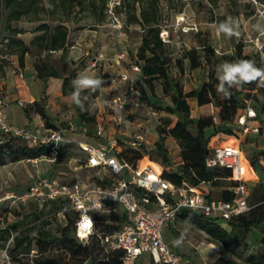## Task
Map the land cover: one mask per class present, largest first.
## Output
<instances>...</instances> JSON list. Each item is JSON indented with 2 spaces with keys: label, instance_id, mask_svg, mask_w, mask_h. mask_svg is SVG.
Masks as SVG:
<instances>
[{
  "label": "trees",
  "instance_id": "obj_1",
  "mask_svg": "<svg viewBox=\"0 0 264 264\" xmlns=\"http://www.w3.org/2000/svg\"><path fill=\"white\" fill-rule=\"evenodd\" d=\"M117 1L113 9L114 15L121 16L126 27L130 24H137L141 28V42L135 54L134 64L140 68L138 72L140 78L137 85L142 91L143 101L145 102L146 88L140 83L144 82L155 93L154 82L159 81L164 94L170 96L172 101L170 106L159 103V109L177 116L173 125L168 127L157 126L160 136L151 148L152 153L156 154V156H151V160L160 165L163 175L176 184H181L183 180L193 185H216L222 181H230L228 187L221 190L220 198L232 199L233 193L230 187L235 182L230 178L234 176L233 170L223 166L210 167L207 165V158L218 147L237 144L239 130L224 126L219 127L217 119L220 123L234 122L240 129V115L246 106L245 100L252 97L258 79L243 84L242 87L230 89V98H223L216 91L218 79L215 72L219 58L217 56L218 50L212 44L203 41L198 46L183 45L179 48L182 55L177 58L174 56L171 45L165 43L160 36L163 26L167 25L161 11V0ZM208 1L213 4L217 0ZM257 1L264 4V0ZM109 2L110 0H0V32L5 41V46L0 52L1 72L4 73V64L9 63L7 57L14 54L18 55L19 64L23 66L26 55L31 54L34 58L37 77L45 82L50 77L62 78V92L64 95H70L73 91L72 81L77 76V70L68 68L65 60V56L72 45L69 40L70 32L84 28L97 29L99 25L104 24L109 16ZM169 2L173 3L174 0H169ZM123 9H125V16L119 14ZM232 17L238 20L237 14ZM219 18L225 19V16H219ZM87 19L90 22L82 24V21ZM22 21L33 23L31 30L37 33L29 41L21 36L30 30L19 26ZM190 31L198 33V31ZM58 50L62 51V60L64 61L62 67L56 65L49 58L53 51ZM235 51L236 54L230 57L233 60H251L256 67L263 69L264 56L250 47L246 42L245 33L239 36ZM185 59L189 60L190 69L204 65L211 67L209 79L205 80L200 87L188 91L184 89L182 81L172 74L174 66L184 72ZM108 77L105 75L99 78L104 81ZM245 91L247 97L242 96ZM97 93L98 90L96 92L85 91L82 95H88V103H92L93 99L97 97ZM189 98H195L197 104L203 109V114L199 117L191 116ZM252 99V104L260 116L264 112V87L258 90ZM145 103L149 105L147 101ZM33 107L42 117H47L43 102H34ZM76 110L82 123H95L97 121L95 109L81 111L76 106ZM210 111L212 112L207 114ZM45 121L49 125L48 127H55L49 124L48 120ZM210 128H213V131L206 134V130ZM262 131L263 126L261 124L258 135ZM221 134L225 138H222ZM168 136L174 138L181 148L183 161L176 169L170 168L172 159L165 145V139ZM17 140L20 139L12 138L0 145V166L8 161H19L42 153L40 148L23 141L22 144L17 145L15 143ZM66 149V143L60 146L55 163L62 160ZM44 153L47 156L52 155L49 149L45 150ZM121 155L126 160L133 162L144 155H149V153L146 144L143 143L141 150L128 146L123 149ZM243 161L244 181L250 190L249 182L255 177L254 167L264 162V149L253 155L251 166H248L249 162L246 158ZM261 168L264 171V166ZM90 169L98 170L97 167ZM94 180L107 186L114 182L113 176L105 175L96 176ZM252 189L255 202L254 205H251L250 211L234 216L226 221V224L188 210H184L180 214L183 219L208 234L211 241L219 246V257L222 264H264V234L260 241V247L244 257V253L249 247L246 242L247 234L254 228L262 229L264 233V180L254 182ZM212 196V193H209V197ZM36 204L41 206L37 202ZM67 204L68 200L65 198L49 200L39 210L26 214L21 220L11 225L1 226L0 236L5 242L10 238L13 240V245L8 247L12 258L21 252L30 254L33 249H36L37 252L32 258L34 264H87L88 261L91 264H124L122 260L124 251L122 249H108L102 237L104 233L120 230L128 219L127 213L119 210L116 213L99 215L100 221L95 233L87 240H80L76 236L78 211L70 210L62 219L56 216V212ZM47 208H49L48 212H46ZM43 216L45 217L43 218ZM31 218L33 221L43 218L41 226H29ZM114 218L118 219V224L114 222ZM53 222L56 223L55 230L52 227ZM100 223H104L102 229L99 228ZM19 228L25 229L14 234ZM33 232L36 234L32 235ZM0 247H6V243ZM18 261L19 264H27L21 260Z\"/></svg>",
  "mask_w": 264,
  "mask_h": 264
},
{
  "label": "built area",
  "instance_id": "obj_2",
  "mask_svg": "<svg viewBox=\"0 0 264 264\" xmlns=\"http://www.w3.org/2000/svg\"><path fill=\"white\" fill-rule=\"evenodd\" d=\"M252 1L259 6L258 15L264 20V4L257 0ZM187 18V14L176 16L178 25L174 30L168 25L163 26L160 33L162 40L168 44L176 42L180 45L182 43L180 31L183 33L198 30L197 24H191ZM174 33H177L176 37ZM245 36L250 47L264 56V35L245 31ZM124 55L123 52L120 57ZM134 70L139 72V66L134 65ZM123 78L129 79V89L112 97L110 106L113 120L123 122L131 106L137 108L145 106L149 114L157 115V111L143 101L142 91L136 80L127 74H123ZM263 87L264 80L258 79L252 97L245 100L246 106L240 115L241 128L237 144L218 147L207 158V165L210 167L223 166L233 170L234 176L230 179L234 180L235 184L230 187L233 193L230 200L209 197V193L203 190L202 185H193L186 180L176 184L163 175L160 165L148 155L133 162L126 160L121 155L123 151L121 140L114 137L97 144L79 142L87 154L85 165L106 170L103 175L113 176L112 185H102L95 180L69 181L55 174L38 171L29 186L21 190L8 191L0 201L26 203L33 200L42 206L49 200L65 198L68 204L59 209L56 216L62 219L68 211H78L76 236L80 240H87L95 233L100 221L99 215L116 213L120 208L127 213V221L120 230L104 233L102 240L108 249L124 251L122 258L124 264H136L138 256L142 253L150 254L154 264H184L183 254L171 249L163 237L164 227L174 223L182 211L188 210L217 221H228L234 216L247 213L252 207L249 203L250 190L243 175L245 156L241 138L260 133L261 124L256 122L259 115L252 104V98ZM4 110L5 101L0 93V145L12 138L20 139L42 151L40 155L26 159L32 166H38L42 156H46L47 161L55 162L60 146L68 142L65 130L44 126L41 132H35L26 126H17L9 122ZM103 130L104 127L100 126L98 136L102 135ZM143 143L146 144L145 132H139L128 142V146L141 150ZM47 149L52 155L47 156L44 153ZM35 252L36 249H33L31 254ZM0 254L5 257L1 264H11L8 247L0 248Z\"/></svg>",
  "mask_w": 264,
  "mask_h": 264
},
{
  "label": "rangeland",
  "instance_id": "obj_3",
  "mask_svg": "<svg viewBox=\"0 0 264 264\" xmlns=\"http://www.w3.org/2000/svg\"><path fill=\"white\" fill-rule=\"evenodd\" d=\"M117 2V0H110L109 2V16L104 24L98 26L99 34L97 43L91 47L89 52H84L81 57L77 58L74 63H71L68 60L66 61L68 68L70 69H80L82 71L86 70V73L97 78L105 75L109 76L104 80L105 89H99L97 97L92 101V103L98 105L95 108L97 112V121L99 120V122L105 126L106 129L111 123V120L109 119L110 108L108 105V100L112 99V97L115 94L120 93V91L122 92L129 89V79L125 80L123 78V74H127L130 78H134L136 83L140 78L138 71L134 70V63L136 60L135 54L138 48V37L142 33L141 28L137 24H130L128 27H126L121 16L117 17L114 15L113 9L115 8L114 6L117 4ZM111 6H113V8H111ZM258 7L259 6H257L252 0H217L216 3L213 4H211L208 0H174L173 3L169 2V0H161V11L163 18L166 19L165 23L170 29H175V26L178 25L176 22V16H180L182 14H187V20L190 21L191 24H197L198 27V30L194 29V31H198V33L191 31L182 33L180 31V39L182 43H180V45H178L176 42L170 44L174 56L178 58L182 55V52L179 50V48H181L183 45L188 44L192 46H198L203 41H208L218 50L217 56L219 61L216 63V69L218 65L224 63L225 61H235L230 57H232L233 54H236L235 46L239 36L242 35V33H245V31H249L251 33H254V31L255 33L258 32L253 27V25L259 23L261 19L258 15ZM110 9L112 12H110ZM119 14L125 16V9L120 11ZM235 14L238 15L239 35H234L229 38L222 34H218V24ZM219 16H225V19H220ZM84 22H90V20L87 19L82 21V24ZM261 24H264V22ZM111 26H113L115 29L118 28L116 29L118 30V34L115 35V38L109 40L108 37L110 29L112 28ZM85 29L87 30L88 28L77 29L75 31L84 32ZM120 31H125L126 33L130 34L131 39L121 40L119 38V36H121L119 35ZM173 35L176 37L177 33H174ZM4 46L5 41L3 40V34L0 32V52ZM123 52L125 55L120 57ZM73 54L74 52L70 51L69 56H72ZM49 58L52 62L60 67L64 65V61L59 58L57 53L52 52ZM0 60H2L1 57ZM184 62V72H181L174 66L172 68V74L175 78L182 81L183 87L186 91L200 86L205 80L209 79V70L211 67L204 65L191 70L189 60L185 59ZM215 76L217 78V72H215ZM140 85L146 88V92L144 94L145 102L147 101L150 107L157 111V115L149 114L148 108L143 106L139 109H136L135 112L130 113L124 122L115 124L114 129L121 139L123 141L125 140V142L132 140L136 132H145L149 140V143L146 144V148L149 153L148 156L151 159V156H156V154L152 153L151 148L160 136L159 132L157 131V126H171L175 123L177 116L174 114H162L160 112L158 107L159 103H163L161 100L165 99L164 104H166V102L170 100V97L164 94L159 81L154 82L155 93H153L144 82H141ZM242 96L247 97V92L245 91ZM100 104H102L104 107L102 112L99 111ZM190 107L192 117L203 114V109L198 104H191ZM215 109L218 110L217 107H215ZM211 112L212 111L208 112L207 114H210ZM217 121V125L219 127L224 126L225 128H232L234 130L240 131L239 126H237V124L234 122L220 123L218 119ZM261 124L263 126V131L260 135L249 134L241 138V147L247 156L246 158L249 162L248 166H251L253 155H255L256 152L264 149V117L261 120ZM212 131L213 128H210L206 130V134ZM73 132L80 133V130L76 129ZM220 136L225 138L223 134ZM74 138H76L74 134L69 135L68 142L66 143V153L60 162H48L46 156H42L39 165L36 167L32 166V164L25 159L19 161H8L6 165L4 164L0 166V195L3 196L8 191L13 189H24L28 183L35 179L38 171L46 174H55L61 178H66V180H74L77 178L83 180H94L96 176L105 174L104 169L94 170L83 165L82 160L85 157V151L80 147L78 141H73ZM15 143L19 145L22 144V141L17 140ZM165 145L167 146L172 159L170 168H178L183 161L180 146L176 140L170 136L166 137ZM261 165L264 166V162H262ZM261 165L258 164L257 167H254L255 177L252 179L255 180L251 179V182H249V186L251 188L249 197L250 205H254L255 202L252 189L254 182L257 180H264V171L261 168ZM229 184L230 181L219 182L215 185L216 187H214L213 190H211V186L213 185L204 184L203 190L212 193V195L216 198H220L222 192L221 190H223L225 187H228ZM40 207L41 206H38V204H36V202L33 200L26 203H13L9 200L0 201V227L11 225L16 221L21 220L26 214H30L32 211L39 210ZM48 210L49 208L46 209V212H48ZM119 210L120 208L118 211ZM44 217L45 216H43V218ZM43 218L38 221H33L31 218L29 226L36 225L40 227ZM113 220L116 224L119 223L118 219L116 220V218H114ZM221 223L226 224V221L221 220ZM103 224L104 223H100V229H102ZM52 227L55 230V222H53ZM179 227L188 238H196L202 243L211 241L208 234L181 217H179ZM22 229L25 228H19L14 234H18ZM170 233H174L176 238L178 237L176 230L170 229ZM35 234V232L32 233V235ZM263 234L264 233L262 229L259 228H254L247 234L246 242L248 243L249 247L244 253V257L249 252L260 247V241L261 238H263ZM179 241H181V239H179ZM4 243H6V247H11L13 245V240L10 238L7 242H5V240L0 236V246ZM217 247L219 249L218 245ZM35 253L27 254L21 252L12 258L8 250L11 264H19L18 260H21V262L27 264H34L32 258ZM4 258V255L0 254V264ZM87 264H91L90 261H88ZM138 264H144L143 256L138 258ZM215 264H222L220 257L217 258Z\"/></svg>",
  "mask_w": 264,
  "mask_h": 264
},
{
  "label": "crops",
  "instance_id": "obj_4",
  "mask_svg": "<svg viewBox=\"0 0 264 264\" xmlns=\"http://www.w3.org/2000/svg\"><path fill=\"white\" fill-rule=\"evenodd\" d=\"M262 22H264V20L260 19L259 23ZM19 26L30 29L25 33V35H21L26 41L31 40L37 34L36 32L31 30L33 27V23L31 22L22 21L19 23ZM111 27L112 28L110 29L109 37H108L109 40L115 38V35L118 34V30H116L118 28L115 29L113 26ZM256 33L254 31L253 34ZM98 34H99L98 28L97 29L88 28L87 30L85 29L84 32H77L75 30L71 31L69 40L72 45L65 56V60L66 61L68 60L71 63H73L77 60V58L81 57L84 54V52L85 53L89 52L91 47L97 43ZM119 35H121L119 36L121 40L131 39L130 34L126 33L125 31H120ZM138 39H139L138 41V46H139L141 42L140 35ZM70 51L74 52L72 56H69ZM53 52L57 53L59 55V58L62 59L61 50L53 51ZM7 58L9 60V63L4 64V73H2L0 70V93L5 101L4 111L9 122L17 126H26L35 132H41L44 126H49L45 121L48 120V123L52 124V126H55L58 129L65 130V134L68 138L69 135L74 134L76 138H74L73 141L90 142L97 144L100 141H106L114 137H118L122 142L123 149L128 147L129 141L127 142H125V140L123 141L114 129V125L120 123L115 122L112 118V109L110 106L111 99L108 100L109 103L108 105L110 108L109 119L111 120V123L108 125L107 129L99 122V120L96 121L95 123H82L77 115L76 105L72 103L70 99V95H64L62 92V83H63L62 78L50 77L46 82L39 79L37 77V71L34 65V58L31 54L26 55L25 64L23 66L19 64L18 55L14 54ZM85 71L86 70L82 71L80 69H77V74ZM100 89L102 90L105 89V85L103 84V86ZM126 91L127 90L122 92L120 91V93ZM164 100L165 99H162L161 101L164 103ZM34 102L44 103V109L47 119L42 117V115L35 110V108L33 107ZM188 102L190 105L191 104L197 105L196 104L197 100L195 98H189ZM166 105L169 106L172 105L171 97L170 100L166 102ZM103 108H104L103 105L100 104L99 111L102 112ZM136 109L139 108L135 106H131L123 122L126 120L127 116L130 113L135 112ZM160 112L162 114H170L161 110ZM263 115L264 112H262L258 117V120L256 121L257 123L261 124V120L264 117ZM195 117H199V116H195ZM100 126H103L104 130L102 132V135L98 136L97 131ZM76 129L80 130V133H74L73 131ZM139 132H136V134ZM250 135H256V134H250ZM145 136H146V144H147L149 143V140L147 138L146 133ZM84 153H85V157L83 158L82 161H83V165L86 166L85 163L87 160V154L86 152ZM244 156L245 158L247 157L245 153ZM62 179L66 180V178H62ZM33 181L28 183L27 186H29ZM214 187L216 186L215 185L211 186V190H213ZM205 192L210 193L208 191ZM1 197L2 196L0 195V198ZM219 223H221V221H219ZM170 229L177 231L178 233L177 238L174 233H170ZM163 237L171 249H174L183 254L184 264H215L217 258L219 257V249L216 243L212 241L202 243L196 238L193 239L188 238L181 231L179 227V218L174 223L164 227ZM179 239H181V241L179 244H177L176 242ZM142 256L144 257V264H154L152 262V258L150 254L142 253L138 256V258ZM138 258L136 260V264H138Z\"/></svg>",
  "mask_w": 264,
  "mask_h": 264
},
{
  "label": "clouds",
  "instance_id": "obj_5",
  "mask_svg": "<svg viewBox=\"0 0 264 264\" xmlns=\"http://www.w3.org/2000/svg\"><path fill=\"white\" fill-rule=\"evenodd\" d=\"M48 6L51 7V5ZM238 27L239 21L233 17H228L218 24L217 33L230 38L239 35ZM253 27L261 35H264V24L257 23ZM216 72L218 79L216 91L225 99L230 98V89L234 87H240L257 79L264 80V69L256 67L253 61L247 59L234 62L225 61L217 66ZM103 84L104 81L101 78L89 75L86 72L78 73L72 81L73 91L70 93L72 103L81 111L94 110L98 105L88 103L89 96L82 95V93L85 91L96 92ZM176 243L179 244L180 241L178 240Z\"/></svg>",
  "mask_w": 264,
  "mask_h": 264
},
{
  "label": "bare ground",
  "instance_id": "obj_6",
  "mask_svg": "<svg viewBox=\"0 0 264 264\" xmlns=\"http://www.w3.org/2000/svg\"><path fill=\"white\" fill-rule=\"evenodd\" d=\"M158 169H159V167H158Z\"/></svg>",
  "mask_w": 264,
  "mask_h": 264
}]
</instances>
